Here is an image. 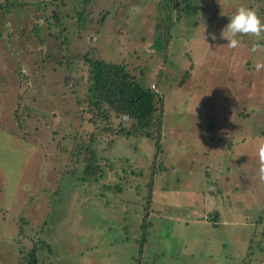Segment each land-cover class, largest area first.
<instances>
[{"label":"rangeland","instance_id":"rangeland-1","mask_svg":"<svg viewBox=\"0 0 264 264\" xmlns=\"http://www.w3.org/2000/svg\"><path fill=\"white\" fill-rule=\"evenodd\" d=\"M15 1L27 3L17 7L23 19L7 17L6 0H0V264H16L37 239L50 248L51 255L43 252L47 264H260L264 252L249 243L264 209L258 155L264 145V50L253 53L256 38L250 36L230 49L221 34L240 6L255 9L264 23V0L201 1L205 6L191 23H163L167 10L159 0H91V18L100 11L109 15L91 26L86 40L74 38L66 18V33L54 39L50 10L33 13L42 0ZM59 12L69 13V6ZM62 43L67 48L59 50ZM84 53L123 64L161 96L162 107L160 149L143 137L116 138L106 155L112 170L86 183L77 173L57 177L71 168V138L91 130L79 121L84 89L71 87L82 74L80 63L74 60L68 71L50 59L71 61ZM18 60L24 76L35 71L26 82L13 81ZM26 88L21 106L30 112L19 128L12 98ZM104 146H97L99 157ZM130 167L134 174L126 172ZM116 176L128 184L126 192L98 190L122 182ZM203 177L212 194L202 191L203 180L193 196L199 181L191 182ZM150 180L149 225L139 254Z\"/></svg>","mask_w":264,"mask_h":264},{"label":"trees","instance_id":"trees-1","mask_svg":"<svg viewBox=\"0 0 264 264\" xmlns=\"http://www.w3.org/2000/svg\"><path fill=\"white\" fill-rule=\"evenodd\" d=\"M90 1L91 0H42L37 5H33V13L38 14L42 12L45 14V11L48 9L50 10L48 18L52 21L51 25L58 29L57 33L53 35L54 39H58L66 33V30H64L65 27L61 25V21L63 20L62 18H66L73 21L74 28L72 33L74 34V38L86 40L91 36L89 34L91 26L93 24L95 27L102 25L104 19L109 15L108 11H100L96 13V17L94 13L91 18L89 13H87V10L90 7ZM201 1L206 2L207 0H159L160 8L167 10V12H162V14L166 16H163L161 21L163 23L170 21L178 23L181 20H185L191 23L188 20L191 17L195 18L198 15L197 13L201 11L200 9L205 6V2ZM232 1L234 3H244V0ZM199 2L201 3L199 4ZM246 4L248 3H245V5ZM67 5L69 6L70 12L60 14L59 10H62V8ZM26 6V2L21 1L20 3H16L15 0H6V4L3 9L4 13L7 14V17L12 15L20 20L23 19V15L18 8ZM208 6L210 7L211 5ZM172 7H175V10H173ZM213 8L214 7L211 6V9L214 11ZM5 17L6 15L3 14L4 20ZM8 30V26L3 29L5 33ZM34 31V36L37 37V43L39 44L42 42L41 38H43L42 35L39 37V32H41L40 26L37 25ZM6 36L8 37L9 33L6 34ZM46 36L50 38L49 34ZM59 46V50L67 48L66 43H62V45ZM50 59L55 66L60 67L64 65L68 71H70L71 63L74 60H77L80 63L79 68L82 74H80L79 79H72L71 87H83L84 89V99L81 101L83 107L79 110V121L85 122L91 128L86 137L78 136L77 139H72L74 137L71 138L72 141L71 146L68 148L67 164L71 166L70 170H72H69L66 173H60L57 177L61 176L63 178L65 174L75 175L74 173H77L81 177L80 181L82 183H86L94 177L95 179L97 178L96 180L100 178L104 179V169L108 171L112 170V167L109 165L110 162L112 164V161H110L106 155H109L114 139L121 136L143 137L152 141L154 151L160 149V116L162 113V107L161 96L155 90L143 87L129 74L123 64H113L102 59L92 58L89 53H84L80 56H72L71 61L67 56H62L60 59L56 60L51 57ZM50 59L48 57V61ZM37 63L42 66V59ZM21 65V61H13L12 75L15 76L13 81L20 77L23 82H26L29 78L33 77L35 73L33 69L31 72H28L27 70L28 73L25 76L21 74ZM182 81H184V78ZM0 84L2 85V83ZM35 89L36 90H33L35 94L30 97L32 102L35 101L34 97L39 90V86H35ZM27 91H29L27 88L26 91L23 89L22 94L17 93L14 95V98H12L16 105L14 120H16V126L19 128H21L23 119L25 117L27 118V115L30 112L29 108L21 106V102L23 101L22 95ZM1 93H3V91H0V94ZM72 94L74 93L72 92ZM125 113L132 117L130 121H124L122 119V114ZM103 141L105 146L101 149V153L104 155L99 157L97 146H99ZM117 162L121 161L118 160ZM77 166H82L81 170H79V168L75 169ZM124 170L125 169H122V171ZM151 171L154 173L153 168H151ZM158 171L164 172L165 168L161 167ZM126 172H128V174H134L131 167L129 168V171L126 170ZM150 173L153 175L152 172ZM115 178L121 180L122 182L112 184L110 188L102 185V187L98 188V190H111V192L116 194L122 190L126 192L128 184L125 183V180L123 182L121 176H116ZM151 183L152 181L150 180L147 185V194L144 198H142L144 206L142 207L143 217L140 225L141 235L138 246L140 248L139 254L142 251V245L145 241V229L147 228V225H149L146 217L150 213V199L153 197L150 193L152 186ZM263 216L264 209L261 210V213L254 224L249 247L260 249L264 252ZM259 226L262 228L261 231H258ZM257 237H259V240L256 241ZM44 251L47 255H51L49 246H47L41 239H37L35 243H33L26 251V253H24L25 255L17 258L16 264H47L48 257L43 256ZM260 264H264V259H262Z\"/></svg>","mask_w":264,"mask_h":264},{"label":"clouds","instance_id":"clouds-1","mask_svg":"<svg viewBox=\"0 0 264 264\" xmlns=\"http://www.w3.org/2000/svg\"><path fill=\"white\" fill-rule=\"evenodd\" d=\"M243 36H250L256 38L253 43L251 51L253 53L258 50H264V23L261 22L260 16L255 9L246 6H240L235 13L229 18V22L222 31L221 38L227 41L226 47L230 49H237L242 46ZM212 39H215L213 36ZM209 48V45H207ZM124 121H130L132 117L128 114H122ZM259 159L264 165V145L259 148ZM264 172V167L261 168Z\"/></svg>","mask_w":264,"mask_h":264},{"label":"crops","instance_id":"crops-1","mask_svg":"<svg viewBox=\"0 0 264 264\" xmlns=\"http://www.w3.org/2000/svg\"><path fill=\"white\" fill-rule=\"evenodd\" d=\"M203 178H205V179H203ZM203 178H201V179L197 178L195 181L193 180L191 182V184L194 185L195 183H197L199 181V183L195 187H193V196L195 195L194 191L196 192L198 190V187H200L201 181H203V180H205V181L203 183L202 191L205 192L207 195H211L212 194V189H211V186H210L211 183L210 182L207 183V178L208 177H203ZM215 215H216L215 216V218H216L218 214H215Z\"/></svg>","mask_w":264,"mask_h":264},{"label":"water","instance_id":"water-1","mask_svg":"<svg viewBox=\"0 0 264 264\" xmlns=\"http://www.w3.org/2000/svg\"><path fill=\"white\" fill-rule=\"evenodd\" d=\"M215 216V215H214Z\"/></svg>","mask_w":264,"mask_h":264}]
</instances>
